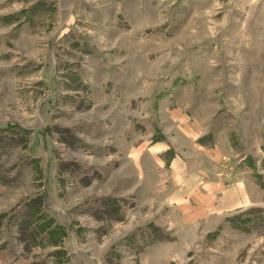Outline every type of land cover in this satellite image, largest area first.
Here are the masks:
<instances>
[{"label": "rangeland", "instance_id": "1", "mask_svg": "<svg viewBox=\"0 0 264 264\" xmlns=\"http://www.w3.org/2000/svg\"><path fill=\"white\" fill-rule=\"evenodd\" d=\"M0 264H264V0H0Z\"/></svg>", "mask_w": 264, "mask_h": 264}, {"label": "crops", "instance_id": "2", "mask_svg": "<svg viewBox=\"0 0 264 264\" xmlns=\"http://www.w3.org/2000/svg\"><path fill=\"white\" fill-rule=\"evenodd\" d=\"M181 178V177H180ZM182 179L184 180V176H182ZM182 180H180V182H181ZM185 181V180H184ZM184 181H182V184H184ZM181 186V188H182V185H180ZM209 186H212L211 188L213 189V187H214V184H210ZM184 189L185 190H183V191H186V190H189V191H195L196 189H194L192 186H190V187H188V188H185L184 187ZM203 189H206V190H211V189H208V185H205V187H203ZM182 191V192H183ZM194 194H192V193H188L187 195H186V197H187V199L188 200H190L191 201V197L193 196ZM203 197H206V195H204Z\"/></svg>", "mask_w": 264, "mask_h": 264}]
</instances>
